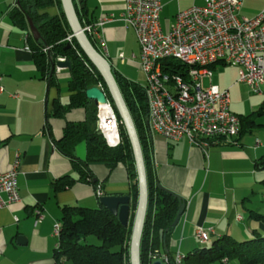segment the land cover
Listing matches in <instances>:
<instances>
[{"label":"crops","instance_id":"obj_1","mask_svg":"<svg viewBox=\"0 0 264 264\" xmlns=\"http://www.w3.org/2000/svg\"><path fill=\"white\" fill-rule=\"evenodd\" d=\"M73 1L83 25L104 15L116 19L101 29L106 46L104 57L114 72L128 80L127 71L138 68V59L131 56L137 57L139 48L133 31L120 21L125 0ZM15 2L0 1V85L4 88L0 94V172L9 171L18 161L16 184L20 201L0 210V264H71L54 260L58 237L53 234V227L59 222L61 207L99 205V197L103 195L129 196L131 182L122 164L109 170L102 163H93L89 168L97 182L95 188L75 182L70 188L54 192L52 182L65 176L77 180L78 175L71 160L62 156L53 143L62 137L67 123L83 122L85 111L73 109L63 118L49 116L55 100L63 106L68 104L69 70L55 72L52 86L43 80L26 49L24 31L8 17ZM161 3L159 24L166 31L178 12L202 6L204 0H161ZM240 8L239 16L251 20L264 12V0H243ZM50 11L55 13L56 9ZM217 87L229 94L230 87ZM238 107L241 106L232 110L230 104V111L246 116L234 112ZM253 110L251 113L256 112ZM253 118L256 124L250 133L232 140H206L205 150L185 137L172 143L150 134L156 184L180 197L185 205L167 242L162 241L157 249L160 255H185L200 248L194 237L197 227L212 230L208 234L210 242L224 235L239 241L251 238L253 231L264 234V223L251 219L249 214L264 216V169H255L257 160L264 158V113ZM74 155L84 160L83 143L75 147ZM39 212L42 220L35 225Z\"/></svg>","mask_w":264,"mask_h":264},{"label":"trees","instance_id":"obj_2","mask_svg":"<svg viewBox=\"0 0 264 264\" xmlns=\"http://www.w3.org/2000/svg\"><path fill=\"white\" fill-rule=\"evenodd\" d=\"M60 0H16L15 5L8 12V17L19 27L27 37L26 45L33 57L34 67L37 68L43 80L50 86L55 84L54 64L57 58H64L71 63L68 78L69 98L68 104L61 105L58 100L52 104L49 116L63 118L73 109H83L85 119L80 123H67L62 130V137L53 144L62 156L71 160L72 168L77 173V180L65 176L55 180L52 185L54 192L70 188L75 182L92 185L97 182L89 168L90 164L102 163L112 170L122 164L125 167L131 182L130 191V217L127 227H123L105 207L100 204L97 209L83 206H63L60 209V230L58 245L54 252V260H65L71 264H129V241L137 201V180L132 151L120 119L108 95L101 76L82 53L78 44L72 37L71 44L64 41L72 36L60 5ZM73 1V0H72ZM78 19L82 23V16L76 8ZM51 9H56L51 13ZM31 21L39 39H33L28 29ZM97 49L94 41L87 38ZM70 46L67 48V46ZM211 66V69H213ZM176 70L183 66L174 64ZM113 72L119 90L121 91L130 115L133 118L139 137L144 166L146 171L148 204L143 232L140 241V264H150L149 255L159 249L161 242H167L175 216L180 208V201L170 193L157 187L152 172L150 133L147 126L148 107L143 84L131 82ZM92 87L101 88L111 103L117 120L121 143L116 148H109L103 138L96 131V106L85 96V91ZM264 102L258 111L246 116H238L240 131L238 136L250 133L255 127V115L264 113ZM85 145V158L79 160L74 155L75 147ZM256 170L264 169V158L255 163ZM250 218L264 223V216L249 212ZM88 236L95 237L100 244L85 243ZM117 248V250H113ZM174 255H169L170 264ZM215 262L225 264H264V234L253 231L252 237L238 241L231 236L224 235L212 240L208 247H200L185 255L181 264H212Z\"/></svg>","mask_w":264,"mask_h":264},{"label":"built area","instance_id":"obj_3","mask_svg":"<svg viewBox=\"0 0 264 264\" xmlns=\"http://www.w3.org/2000/svg\"><path fill=\"white\" fill-rule=\"evenodd\" d=\"M242 1L204 0L202 6L178 12L174 23L162 31L159 24L161 0H125L120 21L126 29L133 31L138 44L139 53L131 59H138V68L144 74L150 134H157L172 143L185 137L204 150L206 140H232L238 136L239 117L230 111L228 91L211 84V66L236 67L238 82L246 85L252 94L264 95V12L251 20L241 17ZM115 20L112 15H104L81 26L102 56L106 46L101 39V29ZM23 38L26 42V35ZM71 39L70 35L64 41L71 44ZM26 49L29 50L27 45ZM119 59L123 61V56ZM171 59L174 62H170ZM175 62L183 66L184 72L175 69ZM54 69L60 71V68ZM205 80L209 82L207 88L203 86ZM3 91L0 85V94ZM96 110V131L107 147H118L120 124L111 103L106 98ZM17 174L18 161L9 171L0 172V210L20 201ZM100 193L97 189V196ZM41 220L39 212L35 225ZM195 229L197 242L201 245L210 242L208 234L212 230ZM59 230L60 222H56L53 234L57 237ZM149 258L150 264L157 259L170 264L169 257L157 251ZM182 261L183 255L176 253L171 264Z\"/></svg>","mask_w":264,"mask_h":264},{"label":"water","instance_id":"obj_4","mask_svg":"<svg viewBox=\"0 0 264 264\" xmlns=\"http://www.w3.org/2000/svg\"><path fill=\"white\" fill-rule=\"evenodd\" d=\"M60 5L62 8V12L65 17V20L69 26L72 37L78 44L82 53L88 59V61L93 65L96 71L99 73L102 78L108 95L113 103L114 109L117 112V116L120 119V124L123 126V129L126 133V137L128 138L130 148L132 151V156L134 160L136 179L137 180V201H136V209L134 212L130 241H129V264H140V241L142 236V230L144 227V222L146 217L147 205L148 204V188H147V179L146 171L144 166V158L140 141L135 124L132 116L130 115V111L127 107V104L124 100V97L119 90L118 84L113 77V70L111 64L108 60L102 56L98 50H96L89 39H87V35L82 30V25L78 19L76 14L75 6L72 0H60ZM28 26L30 33L33 39H39V33L31 23L28 21ZM70 46L68 45L67 48ZM57 69L60 70H70L71 63L64 59L62 61H56L55 65ZM85 96L88 100H91L95 106L98 104H104L106 102V95L103 90H100L98 87H92L85 91ZM99 134V133H98ZM100 135V134H99ZM157 187L163 191H166L176 197L180 201V208L175 216L172 227H176L182 213L184 211V203L183 200L176 196L175 194L163 189L161 186L157 185ZM99 204L102 207H105L113 216H115L118 222L123 226L127 227L129 223L130 217V197L128 195H103L99 197ZM151 264H164L162 261H155Z\"/></svg>","mask_w":264,"mask_h":264},{"label":"rangeland","instance_id":"obj_5","mask_svg":"<svg viewBox=\"0 0 264 264\" xmlns=\"http://www.w3.org/2000/svg\"><path fill=\"white\" fill-rule=\"evenodd\" d=\"M1 1V0H0ZM12 2V0H11ZM170 62H174V60H169ZM144 74L135 67L130 68L127 71V79L139 83V84H144ZM239 79V70L236 67H230V66H225L222 67L220 65H217L216 69L213 70V76L211 78V84L213 86H226V88H229V98H230V104L232 110L235 109V106H241L238 107L239 109L234 111L236 114H242V115H248L252 112V108H254L253 111H257L259 109L260 105L264 102V95H254L250 92L249 88L244 85L240 84L238 82ZM204 87L207 88L209 85V82L207 80L204 81L203 83ZM231 84L233 86H231ZM237 109V107H236ZM98 204L95 203V205L90 206H83V207H88L91 209H97ZM243 241V240H239ZM85 243L91 244V245H99L100 242L93 236H88L85 239ZM129 244V243H128ZM211 245V242H208L206 245H201L199 247H208ZM117 250V248L113 249ZM129 252V249H128ZM153 262V261H152ZM151 262V263H152ZM155 262V261H154ZM212 264H220L219 262H215Z\"/></svg>","mask_w":264,"mask_h":264}]
</instances>
